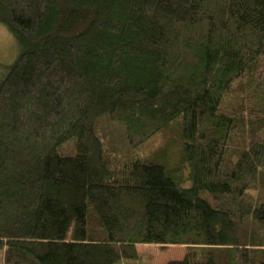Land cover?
Listing matches in <instances>:
<instances>
[{
    "label": "trees",
    "instance_id": "obj_1",
    "mask_svg": "<svg viewBox=\"0 0 264 264\" xmlns=\"http://www.w3.org/2000/svg\"><path fill=\"white\" fill-rule=\"evenodd\" d=\"M0 23V264H264V0H0Z\"/></svg>",
    "mask_w": 264,
    "mask_h": 264
},
{
    "label": "rangeland",
    "instance_id": "obj_2",
    "mask_svg": "<svg viewBox=\"0 0 264 264\" xmlns=\"http://www.w3.org/2000/svg\"><path fill=\"white\" fill-rule=\"evenodd\" d=\"M21 51V44L16 34H14L7 26L0 23V84L7 76L11 66L18 59ZM173 152L175 151L173 150ZM169 155L171 156V164L176 166V168L179 167V169H176L173 172V165H171L169 168L170 171L173 172L175 178H179V180L183 182V185L181 186H189L190 170L186 164L182 165L185 163L184 158L180 156L179 159H173L175 154L169 153ZM138 248L141 256H152L151 264H165L172 260H180L187 253L185 246L159 247L153 245H140Z\"/></svg>",
    "mask_w": 264,
    "mask_h": 264
}]
</instances>
